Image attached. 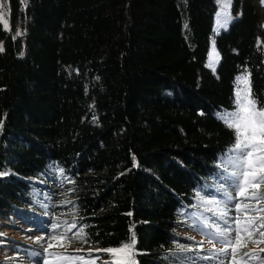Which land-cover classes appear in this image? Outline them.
<instances>
[{"label": "trees", "instance_id": "obj_1", "mask_svg": "<svg viewBox=\"0 0 264 264\" xmlns=\"http://www.w3.org/2000/svg\"><path fill=\"white\" fill-rule=\"evenodd\" d=\"M7 2L0 264H66L59 255L89 253L103 264L111 256L95 250L131 232L138 264H232L201 226L235 228L237 216L245 226L238 201L221 202L235 196L226 164L233 133L217 114L234 110L245 72L264 106V0H232L233 20L220 32L217 0ZM213 43L216 68L208 66ZM240 199L264 209V200ZM71 224L68 237L87 225L89 243L52 238ZM259 231L241 233L235 264H259L244 253L264 258V243L253 242L264 239Z\"/></svg>", "mask_w": 264, "mask_h": 264}, {"label": "snow or ice", "instance_id": "obj_2", "mask_svg": "<svg viewBox=\"0 0 264 264\" xmlns=\"http://www.w3.org/2000/svg\"><path fill=\"white\" fill-rule=\"evenodd\" d=\"M222 5V11H225L230 7L231 0H219ZM4 4L0 2V8H3ZM0 21H3L4 26H7V21L4 20L3 12H0ZM223 26V25H221ZM0 51H3V47L0 46ZM218 59V53L213 46L212 53L209 58V67H213L214 63ZM250 73H243L236 77L234 84V110H224L218 113V118L225 124L229 130L233 133V144L227 150L226 164L233 169L228 174L230 180V187L235 191V196L226 193L227 201H221L222 203L231 202L237 200L234 207L237 211H243L245 216L244 227H241L242 221L239 216L235 217L233 223L235 228L225 227L221 228L219 224H207L202 225L204 235L209 237V243L218 242L225 247L217 250V254H223L230 258L232 264L236 262V245L240 243L241 233H248L249 239L260 229L264 228V217H252L251 211L264 212V209H249L247 204L241 200L244 197L249 200H255L257 204L264 200V193L259 192L261 184H264V106H257L255 99L251 93V81ZM62 171V170H61ZM250 189H256L252 192ZM243 205V208H242ZM211 211V209H209ZM221 219L227 215V212L221 211L218 213ZM227 223V221H225ZM53 228L59 227V225L53 224ZM77 226L75 224L69 225L66 232L60 233L59 237H52L53 239H76L78 238L84 243H89L87 239V233L85 228L87 225H81L79 230L75 232L74 236L69 238L68 232H71ZM83 233V235H81ZM229 233H235L232 239H228ZM3 236V233H0ZM259 236L264 238V231H259ZM37 239H42L37 237ZM255 243H264V239L255 240ZM202 243V242H201ZM136 238L135 233L131 232L129 240L122 242L117 247H110L102 251L111 256V259L103 261V264H138L135 260L138 255V250L135 247ZM53 245L49 243L44 251L47 252ZM231 249V251L229 250ZM79 251V250H77ZM264 252V249L260 250ZM244 256H249L259 261V264H264V258L256 256L252 253H244ZM58 259L65 261L66 264H96V260L100 259L99 256H92L89 253L88 259L85 257H67L59 255ZM44 264H48L47 261ZM221 264H224L221 261Z\"/></svg>", "mask_w": 264, "mask_h": 264}, {"label": "rangeland", "instance_id": "obj_3", "mask_svg": "<svg viewBox=\"0 0 264 264\" xmlns=\"http://www.w3.org/2000/svg\"><path fill=\"white\" fill-rule=\"evenodd\" d=\"M218 3H219V6H220V9L219 11L217 12V15H216V18H215V28L217 31H223V30H228L229 27H230V23L232 22L233 20V16L231 14V4H230V7H228L225 11H222V5L221 3L219 2V0H217ZM0 2H2L4 4V7L3 8H0V12H3L4 14V20L7 21V26L5 27L6 29H9V24H8V19H7V16H8V10H7V0H0ZM231 3H232V0H231ZM3 23V21H1ZM4 25V23H3ZM223 25V26H221ZM0 46L3 47V42L0 41ZM213 46L215 48V45L213 43ZM213 49V47H212ZM215 51L217 52L216 48H215ZM211 53H212V50H211ZM218 53V52H217ZM211 55V54H210ZM210 58V57H209ZM218 59H219V56H218ZM216 60V62L214 63L213 67L212 68H216V66L218 65V62L219 60ZM8 228V231L7 232H11V233H14L13 235H15L16 233L15 232H19L17 229L15 230H12L11 227H6V229ZM23 230L22 232V235H27L26 231L29 230L30 228L28 226H25L23 225ZM5 229V230H6ZM24 231V232H23Z\"/></svg>", "mask_w": 264, "mask_h": 264}]
</instances>
